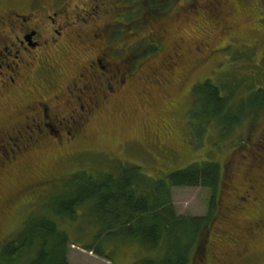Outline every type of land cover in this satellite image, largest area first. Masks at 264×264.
<instances>
[{"label": "rangeland", "instance_id": "374dc122", "mask_svg": "<svg viewBox=\"0 0 264 264\" xmlns=\"http://www.w3.org/2000/svg\"><path fill=\"white\" fill-rule=\"evenodd\" d=\"M6 1L0 0V7ZM189 1L191 0H182V20L172 19L168 31L169 39L173 38L176 29L182 32V61L186 64L195 61L196 64L198 60L196 69L190 72L182 84L179 91L181 93L174 95L176 106L169 117L174 124L172 135L169 137L167 131L160 129L162 123L159 114L167 108L165 99L155 89L148 92V88L138 85L135 90L128 89L121 93L118 99H112L90 122L77 145L78 148L88 149L90 152H81L78 160L57 164L54 160L62 150L46 146L35 150L25 161L26 168L22 170L21 177L0 182V256L9 244L5 240L20 239L24 237V231L29 229V223L24 225L25 227L21 223L18 226L22 217L27 216L30 211L33 212L32 216H46L51 213L56 203L67 193L73 175L78 172L94 178L104 174L118 176L124 168L136 166L142 168L146 181H158L163 177L165 170L176 172L192 163L214 162L220 163L226 176L233 173V170L236 175L228 184L224 183L219 191L212 227L198 237L199 241L197 240L190 254L192 263L189 264H194L196 258L200 257L201 248L196 250V246L204 243L205 234L208 232H211V237L207 246L210 245L214 253L207 251L206 264H264V234L259 233L253 224L258 218L256 214L264 210V164L260 169L253 168L249 171L251 165L262 161L264 163V106L259 115L247 117L237 127L227 130V134L220 133L224 132V129L215 121H210L202 131V128H199V121L207 120L203 117L204 107L207 108L204 97L198 92L195 99L192 92L190 93V85L198 78L200 83L207 79H211L215 84L228 81L229 85L226 86L232 88L238 86L236 83H243L239 90H235L237 92L235 96L238 102L244 100V104H247L249 96L245 94L246 87L252 85L255 88L264 87V0H221L220 20H215L203 7V3L209 0H197L199 4L196 6L186 7ZM45 2L52 7L54 5L57 7L60 3L55 4L58 0ZM112 2L111 6L104 0H63V4L68 5V15L59 17L58 21H79L78 14L80 17H87L86 15L91 13L93 17L90 15L88 21L95 18L97 21L95 27L119 20L118 16L114 15L116 2L115 0ZM100 3L104 5L96 9L95 4ZM140 8H146V5L139 4L138 9ZM45 14L43 10L37 14V19L46 17ZM137 16L138 21H156L159 18L144 15L139 11ZM122 31L118 36L125 32ZM121 39L124 44L131 42V39L127 40L129 38L126 37ZM83 40L85 42H81V49L80 43H73V49L66 56L68 61L59 55L55 56L56 61H63L58 68L62 66L67 71L74 66L70 61L85 60L88 51L93 55V50L89 46L90 41L86 38ZM199 48L202 49V53H197ZM39 67L36 64L30 71H35ZM20 98V101L28 100L23 93ZM250 98H252L250 101L255 100L253 96ZM230 104L231 106L227 108L225 106L222 115L215 109L217 119L224 121L228 119L227 114L232 115L234 106L233 103ZM11 108L12 103L9 108H0V125L6 120ZM207 110L213 111L208 108ZM228 110L231 113H226ZM248 110L250 109L247 107ZM145 127L150 133L156 132L153 140L157 146H152L150 135H145L143 131ZM130 140L131 147L130 145L124 147ZM31 171L46 173L48 177L60 180L57 182L54 180L47 187L43 186L38 194V203L27 206L25 204L30 199L29 187L34 180L29 176ZM5 179L2 177L0 181ZM232 179L233 183L230 182ZM250 179L256 180L253 193L259 202L254 204V210L248 206L242 212L235 211L233 208L235 198L237 195L244 196ZM54 182L57 184L54 185ZM170 193L177 214L190 217L209 215L212 203V193L209 189L174 187ZM46 194L49 195L43 200ZM246 222L248 224H245ZM97 223L93 218L81 216L78 221L69 222L68 227H64L70 239L67 253L69 264H139L143 259L157 261L162 257V251H149L137 240L123 236L104 242V250L108 252L109 259L98 256L87 249L92 245V240L98 232ZM246 225H249L250 230L244 228ZM255 231L257 234L254 236L247 234ZM244 246L251 248V255L249 259L242 261V255L238 257L234 251ZM29 257L30 255L24 254L18 264H26Z\"/></svg>", "mask_w": 264, "mask_h": 264}, {"label": "flooded vegetation", "instance_id": "af4514ba", "mask_svg": "<svg viewBox=\"0 0 264 264\" xmlns=\"http://www.w3.org/2000/svg\"><path fill=\"white\" fill-rule=\"evenodd\" d=\"M45 1L7 0L0 7V108H9L12 103L10 113L0 125V178H6L0 182L21 177L25 161L42 146L62 150L54 160L57 164L72 163L81 152H90L77 147L90 122L112 99H118L128 89L135 90L138 85L148 88V92L155 89L165 99L167 108L159 114L160 129L167 131L169 137L173 133L174 124L169 117L176 106L174 95L181 93L186 70L182 71V32L176 29L169 39L168 31L172 19L182 20V0H157L158 7L148 0L142 3L115 0L114 15L119 20L98 27H95V18L88 21L92 13L87 17L78 14L79 21H58L59 17L68 15V5L58 0L57 7H52ZM104 1L113 4V0ZM197 3L191 0L185 6L194 7ZM139 4L146 8L138 10ZM203 4L215 20H220L221 0ZM102 5L95 4V7ZM43 10L46 17L37 19ZM138 11L159 18L138 21ZM119 27L125 31L120 36ZM123 37L131 42L124 44ZM85 38L90 41L93 55L88 51L85 60L70 61L74 66L67 71L62 66L58 68L63 61H56L55 56L68 61L66 56L73 49V43H80L81 49ZM198 52L202 53V49H197ZM36 64L40 67L30 71ZM21 93L28 99L26 102L20 101ZM147 129H143L145 135H150L152 146H157L153 140L156 132L150 133ZM131 143V140L126 142L124 147H131ZM38 172H29L37 188L55 180ZM254 189L249 185L244 196H236L235 211L242 212L248 206L254 210V204L259 202ZM255 227H260L258 232H264V219L255 223ZM207 244L208 241L198 247L201 254L194 264H206L207 251L214 253ZM234 252L238 257L242 255V261L251 255L247 246ZM189 262L192 263L191 258Z\"/></svg>", "mask_w": 264, "mask_h": 264}, {"label": "trees", "instance_id": "16d2710c", "mask_svg": "<svg viewBox=\"0 0 264 264\" xmlns=\"http://www.w3.org/2000/svg\"><path fill=\"white\" fill-rule=\"evenodd\" d=\"M148 1L154 7L159 6L157 0ZM142 2L143 0H140V3ZM194 62L190 61L186 64L182 61V71L186 70L184 82L190 72L196 69ZM198 79L190 85V93L192 92V96L196 99L198 92H201L205 106L213 109L211 112L204 107L203 117L207 120L199 121V128H202V131L210 121H215L221 129H224V132L220 133L227 134V130L237 127L247 117L259 115V111L264 106V87L247 86L245 94L249 98L248 103L244 104V100L238 102L235 96L237 93L235 90L240 89L243 83L238 84L236 81L238 86L234 85L235 87L232 88L226 86L229 85L228 81L215 84L211 79L201 83ZM252 96L255 98L254 101H250ZM230 103L234 106L232 115L227 114L228 119L224 121L217 119L215 112L218 111V114L222 115L223 109L225 106L226 108L231 106ZM247 107L250 110L247 111ZM226 113L231 112L228 110ZM262 162L251 165L249 171L253 168L260 169L264 164ZM165 168H167L166 164ZM233 175L235 177L236 173ZM232 177L231 174L226 176L220 163L214 162L192 163L176 172L165 170L163 177L158 181H146L142 168L136 166L124 168L118 176L104 174L94 178L78 172L73 175L67 193L60 198L51 213L46 216H32L33 212L30 211L27 216L22 217L18 226L20 223L23 226L29 223V229L24 231V237L20 239L5 240L9 244L0 256V264H18L24 254L30 255L26 264H69L67 253L70 239L67 237L66 228L69 222L78 221L81 216L93 218L98 222L96 226L98 232L92 240V245L87 247L98 256L109 259L108 252L104 250V242L123 236L137 240L149 251L163 252L159 260L143 259L139 264H189L190 254L198 237L212 227L219 191ZM56 179V182L60 180ZM233 179L230 182L233 183ZM251 180L253 182H250ZM56 182L54 185L57 184ZM248 182L256 188L255 179H250ZM174 187L209 189L212 193L209 215L190 217L177 214L170 193ZM41 191L42 187L37 188L35 183L31 184L28 191L30 199L25 205L38 203V194ZM48 195L43 196V200ZM256 216L258 218L253 224L264 219V210ZM246 226L244 228L250 230L249 225ZM255 229L258 231L260 227ZM257 231L247 234L254 236ZM208 237L209 232L205 234L204 243L208 241ZM202 243H199L196 249Z\"/></svg>", "mask_w": 264, "mask_h": 264}]
</instances>
